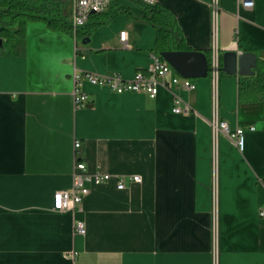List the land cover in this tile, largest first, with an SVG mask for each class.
Returning a JSON list of instances; mask_svg holds the SVG:
<instances>
[{
  "label": "crops",
  "instance_id": "1",
  "mask_svg": "<svg viewBox=\"0 0 264 264\" xmlns=\"http://www.w3.org/2000/svg\"><path fill=\"white\" fill-rule=\"evenodd\" d=\"M214 1L157 4L194 51L264 60V0L252 9L216 0V16ZM112 3L133 17L117 15L89 41L42 22L29 23L25 39L0 38V264H264V103L239 102L237 75L219 79L217 114L230 133L245 130L242 150L213 128L210 74L192 79L194 90L173 87L190 114L173 113L167 89L151 99L86 80L90 104L75 107V71L129 80L153 63L157 33L134 18L140 3ZM77 154L90 172L142 182L118 190L112 179L75 209L56 211Z\"/></svg>",
  "mask_w": 264,
  "mask_h": 264
},
{
  "label": "built area",
  "instance_id": "2",
  "mask_svg": "<svg viewBox=\"0 0 264 264\" xmlns=\"http://www.w3.org/2000/svg\"><path fill=\"white\" fill-rule=\"evenodd\" d=\"M73 16L71 23L73 31L85 25L90 16L95 13L104 12L113 0H71ZM143 5L154 7L157 0H135ZM241 6L247 9H252L255 5L254 0H239ZM218 12L217 1L213 2V13L216 16ZM127 31H121L119 38L121 42L127 40ZM214 53V51H213ZM213 80L212 100L214 116L212 125L215 131H222L229 134L235 140L238 149L242 150L244 145V132L243 128H237L233 133H230L228 124L218 118L219 110V88L218 81L220 79L218 55H213L212 71L209 73ZM108 87L116 93L122 94L126 92L145 93L151 99L155 98L161 89H167L174 95L173 113L175 114H190L193 112L192 106L183 100V98L176 94L174 88H182L187 90H194L195 84L192 79L183 78L174 72L172 67L161 57L153 54L152 65L136 73L134 78L126 80L121 75L115 74H96L88 72L75 71L73 75L74 87V103L76 108H84L90 104L89 96L84 93L80 87L82 81ZM254 127H250L253 130ZM81 147V142L76 141L75 148L78 150ZM73 183L69 190L59 191L54 195L53 208L56 211L63 212L75 209L80 206L87 197L93 187L100 186L110 180L116 181L118 190H125L129 185L139 184L142 182L140 175H117L103 172L97 169L90 172L84 162L80 161L78 154L75 156V166L73 169ZM260 216L264 217V209L260 211ZM76 233L79 235L86 234L85 223L82 221L76 222Z\"/></svg>",
  "mask_w": 264,
  "mask_h": 264
},
{
  "label": "trees",
  "instance_id": "3",
  "mask_svg": "<svg viewBox=\"0 0 264 264\" xmlns=\"http://www.w3.org/2000/svg\"><path fill=\"white\" fill-rule=\"evenodd\" d=\"M142 6V12L134 16L156 29L157 38L153 54L160 56L164 52L194 51L185 41L175 16L166 7L156 4L154 7ZM119 14L133 17L130 11L111 3L102 13L92 14L88 22L73 31L71 21L67 20L65 0H0V20L5 27L0 28V38L25 39L29 22H44L55 31L72 34L76 40L89 39L101 26L108 24ZM205 54L209 73L213 66V50L200 51ZM227 52H218L220 78L231 76L224 70L223 60ZM253 54V53H252ZM255 66L252 73H239L238 97L240 103H264V60L255 54Z\"/></svg>",
  "mask_w": 264,
  "mask_h": 264
},
{
  "label": "water",
  "instance_id": "4",
  "mask_svg": "<svg viewBox=\"0 0 264 264\" xmlns=\"http://www.w3.org/2000/svg\"><path fill=\"white\" fill-rule=\"evenodd\" d=\"M160 56L183 78L201 79L209 75L207 58L200 51H172L164 52ZM223 65L224 70L232 75L252 73L255 56L252 53L227 52Z\"/></svg>",
  "mask_w": 264,
  "mask_h": 264
},
{
  "label": "rangeland",
  "instance_id": "5",
  "mask_svg": "<svg viewBox=\"0 0 264 264\" xmlns=\"http://www.w3.org/2000/svg\"><path fill=\"white\" fill-rule=\"evenodd\" d=\"M65 1H66V15H67V20L68 21H71L72 16H73V12H72V1L71 0H65ZM36 22H40V21H36ZM29 23H32V22H29ZM42 23H44V22H42ZM44 24L46 25V23H44ZM2 27H5V22H3V21L0 20V28H2ZM62 32H64V31H62ZM65 33H67V32H65ZM67 34H70V33H67Z\"/></svg>",
  "mask_w": 264,
  "mask_h": 264
},
{
  "label": "bare ground",
  "instance_id": "6",
  "mask_svg": "<svg viewBox=\"0 0 264 264\" xmlns=\"http://www.w3.org/2000/svg\"><path fill=\"white\" fill-rule=\"evenodd\" d=\"M175 72V71H174ZM176 73V72H175Z\"/></svg>",
  "mask_w": 264,
  "mask_h": 264
}]
</instances>
